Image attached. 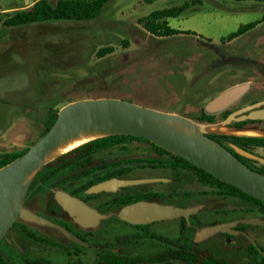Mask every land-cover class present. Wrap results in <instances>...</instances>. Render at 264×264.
<instances>
[{
	"label": "rangeland",
	"instance_id": "obj_1",
	"mask_svg": "<svg viewBox=\"0 0 264 264\" xmlns=\"http://www.w3.org/2000/svg\"><path fill=\"white\" fill-rule=\"evenodd\" d=\"M186 1L191 2L107 0L99 16L91 20L0 24V152L33 144L43 133L50 112L72 101L98 97L125 99L177 113L198 132L264 136L260 132L230 133L226 127L235 128L230 125L233 121L222 123L229 112L264 100V20L244 35L228 38L239 25L260 20L264 2L203 0L206 9L220 5L251 10L225 23L184 15L171 20L174 25L196 27L205 36L220 38L215 41L183 32L159 36L139 22L153 10ZM31 5V0H0V14ZM199 6L192 5L188 11ZM236 87L240 88L239 94L224 107H209L222 92ZM202 111L214 114L215 122L199 121ZM243 129L264 132V120ZM236 149L245 158L255 155L264 159V147ZM128 159L133 161L109 168H129L114 177L126 185L86 193L88 203L103 215L97 224L80 225L72 218L62 221L46 210L49 192H36L32 211L45 213L67 228H48V235L34 240L25 232L36 223L20 219L11 226L4 244L15 247L24 264H206L204 255L226 264H264V211L259 205L246 197L212 193L213 187L198 181L192 171L156 167L144 161L171 159L170 152L158 149L145 138L129 139L101 150L94 156V164ZM71 186L68 182L54 188V199L68 193ZM136 191L158 193L153 202L192 211L187 218L177 214L143 227L131 225L120 214L128 204L118 206L112 200H124ZM185 221L191 230L184 226ZM217 226H222L221 230L206 233ZM67 232L85 243L67 238ZM60 234L65 236L62 241ZM187 234L190 239L181 246L168 243ZM16 235L20 242L15 241Z\"/></svg>",
	"mask_w": 264,
	"mask_h": 264
},
{
	"label": "water",
	"instance_id": "obj_2",
	"mask_svg": "<svg viewBox=\"0 0 264 264\" xmlns=\"http://www.w3.org/2000/svg\"><path fill=\"white\" fill-rule=\"evenodd\" d=\"M239 89L236 87L222 92L209 103V107L212 110L224 107L239 94ZM263 104L264 100H261L238 111H233L222 123L229 124L231 121L245 119L264 120V106L260 107ZM169 121L189 124L186 118L177 113L114 97L85 98L69 102L61 107L50 128L28 146L23 154L0 168V241L18 216L24 220L63 231L62 226L23 207L22 202L32 176L47 163H42L44 156L60 141L80 131L95 130L106 133L104 136L125 134L145 138L184 158L219 180L264 202V173L251 168L224 145L209 137L207 133L195 131L193 134H188L170 126ZM234 148L241 149L240 147ZM251 157L264 162V159L255 155ZM99 165L101 164L75 169L59 179L76 175ZM124 185L126 182L110 178L91 185L85 192L109 190ZM55 200L80 225L97 224L103 216L85 201L68 193H62ZM191 211V209H180L167 204L140 200L122 207L120 214L129 223L144 224L171 218L177 214L187 218ZM245 221L260 223L256 220ZM221 228L222 226H217L206 233L219 231ZM65 236L85 243L84 240L70 232H67Z\"/></svg>",
	"mask_w": 264,
	"mask_h": 264
},
{
	"label": "trees",
	"instance_id": "obj_3",
	"mask_svg": "<svg viewBox=\"0 0 264 264\" xmlns=\"http://www.w3.org/2000/svg\"><path fill=\"white\" fill-rule=\"evenodd\" d=\"M148 2H152L153 0H147ZM264 1V0H259ZM31 7L18 9L13 11L12 13H4L0 14V24L6 26H16L29 24L34 22L46 21V20H55V19H63V20H91L99 16L103 5L107 2V0H57V2L52 5L49 0H31ZM192 5H202V0H191V2H184L181 5H176L172 7H166L162 9H156L151 11L147 16L141 17L139 22H141L144 28L159 36H170L177 33H181V31L170 27L167 22V18L177 17L183 12L188 11L190 6ZM198 7L193 8L189 11H195ZM263 18L257 21H252L248 23L241 24L236 31L231 33L228 38L233 39L247 30L253 28L258 23L262 22ZM57 111L50 112L48 114V119L45 123L43 133H45L53 122L56 119ZM230 113V112H229ZM199 121L203 122H215L216 118L214 114H209L205 111H202L201 115L198 118ZM251 120H242V121H233L230 125L234 127H245L247 122ZM256 121V120H254ZM42 133V134H43ZM41 134V135H42ZM209 137L216 140L220 144L224 145L234 154H236L242 161L246 163V159L244 160L236 151L234 147H249V146H257L264 147V136H237V135H229V134H216V133H207ZM129 139H144L139 136L125 135V134H113L97 137L90 141H87L71 150L58 155L53 160L47 162L41 168H39L34 176L31 178L27 190L26 195H32L36 192H49L50 194V202L57 203V205L61 208L62 212L66 213L69 217H73L54 199L53 189L58 186H63L66 183L70 182L72 184L71 188L68 189V193L74 197L80 198L83 201L88 199V194H86V190L91 186L98 182H101L106 179L114 178L121 176L124 172L129 171V168H123L122 170H111L110 166L115 165L117 163H129L132 162L133 159L123 160L119 162H112L109 164H105L102 166L94 167L89 170L83 171L76 175L59 179L66 173L73 171L75 169L89 166L95 163L94 156L99 153L101 150L108 149L110 146L127 141ZM158 149L165 150L164 148L152 143ZM27 147L18 148L13 147L10 150L1 151L0 152V168L12 161L13 159L19 157L23 154ZM167 151V150H165ZM169 152V151H168ZM171 153V152H170ZM144 161L154 164L156 167H170L174 169H184L187 171H192L196 176L197 180L203 183L210 184L213 187L212 193L220 195V196H239L246 197L261 207L262 211H264V202L254 198L247 193L239 190L238 188L219 180L214 177L210 173L204 171L201 168L196 167L192 163L188 162L184 158L171 153V159H144ZM152 161V162H151ZM255 161V160H254ZM247 164V163H246ZM248 165V164H247ZM251 168L256 169L262 173H264V165L261 167H255L249 165ZM102 171L100 174L96 176H91L92 174ZM82 177H88L86 180L78 182ZM160 194L158 193H143L142 195H131L126 199H117L115 200L118 203V206L133 203L135 201L145 200V201H153L158 198ZM142 224H139L138 227H142ZM189 230L191 228L185 221L184 224ZM189 234L185 238L178 237L174 242H168L169 244H181L186 243L190 238ZM202 260L206 264H226L222 261L217 260L216 258L207 255L203 256ZM0 264H24L20 260L13 259V253L10 248L5 245L0 244Z\"/></svg>",
	"mask_w": 264,
	"mask_h": 264
},
{
	"label": "flooded vegetation",
	"instance_id": "obj_4",
	"mask_svg": "<svg viewBox=\"0 0 264 264\" xmlns=\"http://www.w3.org/2000/svg\"><path fill=\"white\" fill-rule=\"evenodd\" d=\"M263 106H264V104H263V105H260V107H263ZM245 120H251V121L247 122V124L245 125V127H254V125L259 124V122H260V120H256V121H254V120H252V119H245ZM226 128H227L228 130H230L228 127H226ZM242 148H245V147H242ZM237 153H238V154H239L244 160L246 159V163H247L248 165L255 166V167H261L260 165H261L262 163H261L260 165L255 164V163H254L255 161H254V158H253V157L250 156V157H246V158H245V156H243V154H241L240 152H237ZM247 158H249V159H247ZM122 188H123V187H122ZM143 193H144L143 191H136V192L133 193V195H142ZM145 193H147V192H145ZM33 199H34V195H33V194L30 195V196L25 194V196H24V198H23L22 206L25 207V208H27V209H29L30 211H32L31 205H32ZM115 200H116V199L114 198V200H112V202H114ZM85 202H86L89 206H91V205L88 203L87 200H86ZM91 207H92V206H91ZM93 208H95V209L97 210L96 207H93ZM46 210L49 211V212H52V213L56 214L55 217L61 219L62 221H64V220L67 219V218H72V219H74L73 217H69L66 213L62 212L61 208L57 205V203H51V202H50V199H48V202H47V204H46ZM32 212H33V211H32ZM34 213H37V214H39V215H41V216H43V217H45V218H47V219H49V220H51V221L54 220L52 217H49V216L46 215L45 213L37 212V211H35ZM50 218H52V219H50ZM20 219L22 220V218L18 216L17 219L14 221V223H13L12 225H15L16 222H17L18 220H20ZM152 222H154V221H152ZM55 223H56V222H55ZM57 223H58V222H57ZM76 223H77V222H76ZM58 224H59L60 226H62V227L67 228V226H65L63 223H62V224L58 223ZM78 224H79V223H78ZM129 224H130V223H129ZM146 224H147V223H144V224H142V225L144 226V225H146ZM36 225H37V226H40L41 228L32 225L33 227H28V228H27V230H26V232H25V236H27V237H29V238H32V239L36 240V239H39V237H43V236H45V235L47 234V230H48V228H51V227H48V226H45V225H39V224H37V223H36ZM131 225H135V226L138 227L139 224H131ZM143 226H142V227H143ZM10 228H11V227H10ZM10 228L7 230L5 236H4L3 239L0 241V244L2 243V245H5L3 241H4L5 237H6V235L8 234V231L10 230ZM57 231H60V230L57 229ZM17 234H19V233L17 232ZM19 235H20V234H19ZM19 235L14 236V237L16 238L15 241H17V242H20V241H21V238H20ZM47 235H48V234H47ZM29 238H28V239H29ZM64 238H65L64 235H62V234L59 235V239H60L61 241H62ZM5 246L11 249V251H12V253H13V259L16 260V261L19 260V258H18V254H17V249H16L15 247L11 246V245H5Z\"/></svg>",
	"mask_w": 264,
	"mask_h": 264
},
{
	"label": "crops",
	"instance_id": "obj_5",
	"mask_svg": "<svg viewBox=\"0 0 264 264\" xmlns=\"http://www.w3.org/2000/svg\"><path fill=\"white\" fill-rule=\"evenodd\" d=\"M257 1H259V0H257ZM49 2L52 5H54L57 2V0H49ZM202 2H203V0H202ZM248 10H251V8H248V7H245V6L244 7H239V8H230V7L220 6V5H216V6L214 5V7H209V9H206L203 5H200L198 7V9L195 10V11H186V12L181 13L177 17L167 18V22L170 25V27H172L174 29H177V30H179V31H181L183 33H189V34L196 35L198 37H202V38H205V39H208V40L215 41V40H219L220 38L218 39V37H214V36H207V35L205 36L196 27H181L178 24L174 25V24L171 23V20L175 19V18H180L181 16L184 15V17L188 18V19L189 18H199V17H201V18H214V20H217L219 23H225V22H228L229 19L242 17V15H244V12L248 11ZM263 15H264V13H263ZM261 18H263V16ZM188 19H186V21ZM244 34L245 33H243V34H241V35H239L237 37H240V36H242ZM222 38H224V37H222Z\"/></svg>",
	"mask_w": 264,
	"mask_h": 264
},
{
	"label": "bare ground",
	"instance_id": "obj_6",
	"mask_svg": "<svg viewBox=\"0 0 264 264\" xmlns=\"http://www.w3.org/2000/svg\"><path fill=\"white\" fill-rule=\"evenodd\" d=\"M168 124L170 126L176 128V129L183 131L185 133H188V134H193L195 132L193 127H191L188 124H184L182 122H179V121H169ZM223 128H221V130ZM229 129H230L229 130L230 133H243V134H247V135H254V134H257L259 132L264 133L263 131L257 130V129H236V128H229ZM105 134L106 133L95 131V130L94 131H80L79 133L74 134V135L68 137L67 139L60 141L56 146H54V148H52L44 156V158L42 159V163L51 161L52 159H54L58 155L65 153V152L71 150L72 148H75V147H77V146H79V145H81L87 141H90V140L95 139L97 137L104 136Z\"/></svg>",
	"mask_w": 264,
	"mask_h": 264
}]
</instances>
